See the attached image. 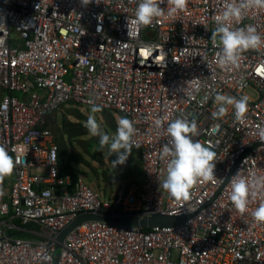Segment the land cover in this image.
<instances>
[{
	"label": "built area",
	"instance_id": "2783aa9c",
	"mask_svg": "<svg viewBox=\"0 0 264 264\" xmlns=\"http://www.w3.org/2000/svg\"><path fill=\"white\" fill-rule=\"evenodd\" d=\"M225 2L188 0L183 12L145 27L135 21L132 0L87 6L81 0H0V88L7 91L0 144L14 159L12 149L28 148L20 154L25 162L2 182L0 264H54L61 231L80 213L99 211L189 218L146 231L84 222L65 239L59 264H264V222L252 216L264 190L249 197L244 213L230 199L238 172L249 181L264 177V47L245 51L239 67L219 66L211 34ZM249 25L264 35V9L246 10L232 26ZM217 94L247 96L244 119L236 120L232 106L213 119ZM89 101L134 121L142 184L129 180L105 197L82 176L60 172L59 145L47 120L63 104L92 107ZM177 118L196 121L193 139L217 153L215 179L198 181L186 201L159 188L167 174L160 159L170 140L166 128ZM13 230L40 239H22Z\"/></svg>",
	"mask_w": 264,
	"mask_h": 264
},
{
	"label": "clouds",
	"instance_id": "9594fccd",
	"mask_svg": "<svg viewBox=\"0 0 264 264\" xmlns=\"http://www.w3.org/2000/svg\"><path fill=\"white\" fill-rule=\"evenodd\" d=\"M93 0H81L83 6L91 4ZM99 4L100 0H95ZM137 4L135 8V21L140 26H150L155 20L161 17H174L183 12L188 4V0H132ZM167 4L165 10L162 4ZM264 9V0H226L221 13L215 16L216 28L211 34L213 46L218 47V64L222 69L229 67H239L242 54L247 50H259L264 47V35L257 32L254 26L246 28H234V22H239L246 10ZM3 27V25H0ZM91 113L102 111V106L96 105L93 101ZM235 110L237 121L244 119L248 111V97L217 94L214 99L215 111L212 112L213 119L223 118L228 113V107ZM156 127L163 128L164 121L157 119ZM85 127L92 136H98L99 146L102 150L108 146L110 153L116 155L112 161L113 166L123 165L131 154L133 147V137L136 133L134 121L127 117L118 120V127L114 136L110 137L103 132L97 122L95 115H89ZM219 127V125H216ZM166 133L170 137L168 144L161 150L160 159L166 161V178L159 184V188L177 200H188L192 187L198 181H211L215 179L217 153L211 146H204L195 141L198 126L196 121H189L184 118H177L168 123ZM259 136L264 141V127L260 128ZM138 147V145H137ZM17 153L16 159L9 154L3 144H0V197L4 195L2 182L5 177L12 175L15 167L25 161L20 158V154H27L26 144L18 145L12 149ZM230 199L235 208L244 213L248 209L249 197L254 196L257 191L264 190V177L253 176L249 181L238 172L231 179ZM252 216L257 222H264V203H260L252 212ZM44 259H49L45 256Z\"/></svg>",
	"mask_w": 264,
	"mask_h": 264
},
{
	"label": "trees",
	"instance_id": "16d2710c",
	"mask_svg": "<svg viewBox=\"0 0 264 264\" xmlns=\"http://www.w3.org/2000/svg\"><path fill=\"white\" fill-rule=\"evenodd\" d=\"M7 91L0 88V102L2 101L4 95ZM15 95H18L14 93ZM69 107V108H66ZM66 109L61 117H58V113L62 109ZM91 109V107L81 106L75 103H67L60 106L55 112H53L46 123V127L50 128L56 137V141L59 145V169L62 174L69 173L74 179L82 176L81 170L76 168L75 165H89L87 157H91L96 161H102V151L99 146V137L92 136L89 140L85 138L91 135L87 128L85 127V121H87L86 115L81 109ZM105 119L108 129L112 133H116L118 127V120L124 117L120 112L113 110L102 109L100 112ZM70 117H74L76 120H71ZM75 143H80L83 145L84 152L79 151L75 148ZM71 147H70V146ZM136 154L138 152L132 148ZM139 156V155H138ZM135 170L140 174L139 179L133 178L135 176V170L132 167L127 166L123 174V179L131 178L130 180L137 181L139 184L143 183V164L141 158L135 161ZM137 173V174H138ZM107 197L106 195H103ZM17 224H21L16 221ZM35 230H40L38 225H34ZM143 230H148V228H143ZM11 235L22 239H40L38 236L33 235L27 231L13 230L10 232Z\"/></svg>",
	"mask_w": 264,
	"mask_h": 264
},
{
	"label": "rangeland",
	"instance_id": "374dc122",
	"mask_svg": "<svg viewBox=\"0 0 264 264\" xmlns=\"http://www.w3.org/2000/svg\"><path fill=\"white\" fill-rule=\"evenodd\" d=\"M250 94H253L250 92ZM69 108V107H66ZM66 109H62L58 113V117H61L62 114H64ZM82 112L88 116L95 115V118L97 122L100 125V128L103 132L108 134L110 137L114 136L115 134L110 132L107 126V123L105 119L103 118V115L98 113H91V109H81ZM71 120H76L74 117H70ZM86 122V121H85ZM92 137V135H89L86 137V140H89ZM70 146V145H69ZM75 148L79 151H83V145L80 143H75ZM71 147V146H70ZM102 161H96L91 157H87L89 165H75L76 168L81 170L83 178L85 182L92 187L96 192H98L101 196H113L117 191H119L122 186L128 182L131 178L123 179L124 171L126 170L127 166H130L135 170V161L139 160L138 154H136L133 150H131V154L129 155L127 161L123 165H118L117 167L113 166L112 161L115 160L117 157L115 154L110 153L108 146H105L102 151ZM135 170V176L133 178L139 179L140 174Z\"/></svg>",
	"mask_w": 264,
	"mask_h": 264
},
{
	"label": "water",
	"instance_id": "95a60500",
	"mask_svg": "<svg viewBox=\"0 0 264 264\" xmlns=\"http://www.w3.org/2000/svg\"><path fill=\"white\" fill-rule=\"evenodd\" d=\"M140 214L141 216L103 211L80 213L79 216L59 234L56 251L54 254V264H59L60 251L67 236L84 222L99 221L117 225L122 228H152L156 226L177 225L189 218L170 216L167 214L150 211H143Z\"/></svg>",
	"mask_w": 264,
	"mask_h": 264
}]
</instances>
